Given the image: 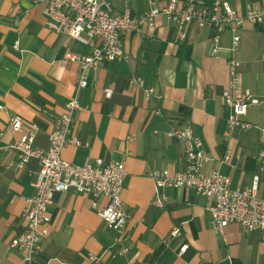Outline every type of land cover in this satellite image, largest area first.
Returning a JSON list of instances; mask_svg holds the SVG:
<instances>
[{
	"label": "crops",
	"instance_id": "obj_1",
	"mask_svg": "<svg viewBox=\"0 0 264 264\" xmlns=\"http://www.w3.org/2000/svg\"><path fill=\"white\" fill-rule=\"evenodd\" d=\"M106 1L113 13L128 10L138 15L150 6V0ZM167 1L156 0L158 6ZM226 1L242 15L248 6L264 9V0ZM213 34L194 23L181 29L157 16L153 26L122 35L127 59L88 69L87 86L77 89L81 67L65 55H88L92 43L48 29L33 0H0V264L20 262L19 252L9 244L25 230L22 212L39 168L33 159L18 165L17 152L9 145L20 135L11 132L9 119L19 114L25 131L34 126V144L45 148L55 118L74 95L79 109L72 134L82 145L67 144L61 156L76 164L96 158L123 164L129 252L118 254L114 231L91 207L90 196L58 191L47 207L49 233L40 240L34 264H264L258 230L245 231L236 223L218 232L202 196L182 187L157 189L150 176L164 169L171 174L181 171L183 144L167 132L189 126L208 156L204 173L228 175L233 186L241 188L260 175L257 196L264 198V174L257 161L264 150V20L245 21L239 31L242 85L258 100L243 116L253 125L248 131L236 128L226 134L229 108L221 92L229 80L225 48L230 35H220L213 54ZM134 77L153 89L149 97L131 85ZM158 195L164 197L162 206L155 204ZM97 204L101 207L105 200ZM175 228L180 235L172 234ZM89 254L98 259L91 260Z\"/></svg>",
	"mask_w": 264,
	"mask_h": 264
},
{
	"label": "built area",
	"instance_id": "obj_2",
	"mask_svg": "<svg viewBox=\"0 0 264 264\" xmlns=\"http://www.w3.org/2000/svg\"><path fill=\"white\" fill-rule=\"evenodd\" d=\"M40 7L45 26L57 34H63L80 43H92L88 55L66 53L65 58L76 62L81 67L77 89L88 84V69H96L100 63L127 59L123 50L122 35L138 32L144 26H153L155 18L163 15L168 22L181 29L188 23L213 30V54L219 49V38L228 31L230 35L227 52L229 80L222 89L221 96L229 108L226 119V134L239 128L248 131L253 127L243 120L247 108L258 100L252 98L248 88L242 85L241 62L238 58L240 45L239 31L245 21L254 23L264 20V9L248 6L244 15L239 14L226 0H169L158 6L156 0L149 1L147 12L131 15L128 10L113 13L106 0H33ZM94 41V42H93ZM15 48L18 46L15 43ZM131 85L143 89L149 97L153 89L146 86L141 78L134 77ZM110 89L105 91L110 95ZM3 106H0L2 109ZM79 109L77 96L74 95L66 104L65 111L55 118L53 130L48 135L45 148L34 144L35 127L25 131L22 117L13 115L8 127L12 133L19 134L17 141L9 145L17 152L18 165L24 167L31 159L36 160L39 168L30 182L33 194L26 198L22 215L26 220L24 232L12 238L11 249L19 252V264H34L40 250V240L48 235L50 215L47 207L55 192L73 191L91 197V207L97 215L114 231L113 243L119 247L118 254L126 255L125 228L128 214L123 210L122 192L126 171L120 161L104 162L101 158L87 160L83 164L71 163L62 158V149L67 144L82 145L78 137L72 134L74 113ZM170 137H176L183 144L184 167L171 174L167 169L151 173L156 188H185L205 199V208L210 215L213 228L222 232L229 224L239 225L245 231L258 230L264 242V198L257 196L260 175L252 177L248 187L233 186L228 175L217 171L203 172L208 156L199 136L189 126L170 129ZM2 132L0 131V137ZM229 158L225 156V161ZM261 172L264 174V150L257 155ZM104 199L101 207L97 204ZM164 197H155L157 206L163 205ZM173 235H180V230H172ZM183 245L178 254H181ZM91 260L98 257L89 254Z\"/></svg>",
	"mask_w": 264,
	"mask_h": 264
}]
</instances>
